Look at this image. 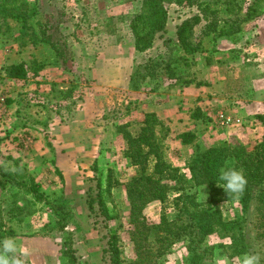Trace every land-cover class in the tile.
I'll list each match as a JSON object with an SVG mask.
<instances>
[{"label": "rangeland", "instance_id": "1", "mask_svg": "<svg viewBox=\"0 0 264 264\" xmlns=\"http://www.w3.org/2000/svg\"><path fill=\"white\" fill-rule=\"evenodd\" d=\"M142 1L36 0L33 22L46 28L50 42L62 51L59 57L48 43H33L32 30L22 33L13 17L0 28V234L1 240L11 237L29 249L27 264H69L65 254L69 248L75 252V264H104L102 249L109 231L100 211L90 215L86 205L87 191L98 180L112 216L109 229L118 237L121 264H242L244 255L230 254L229 235L218 229L201 238L194 216L210 207L209 192L190 180L187 163L194 148L183 145L178 136L195 132L194 146L201 150L224 142L251 150L263 140L260 112L248 114L244 104L250 96L248 80L256 75L245 42L252 38L250 25L260 32V22L252 21H264V0H238L241 14L257 1L259 16L243 25L236 45L225 37L215 43L205 37L206 51L173 64L183 76L181 81L159 69L158 77L133 87L136 67L165 52L159 37L145 51L136 48L131 22L142 12ZM203 1L219 7L218 0ZM166 8L169 25L158 36L176 38L180 21L199 12L196 5L174 0ZM36 36L41 37L39 32ZM12 64H22L26 76L9 75ZM187 80L193 82L185 85ZM192 86L195 89L189 92ZM164 107L172 110L166 112ZM198 107L211 116V123L203 116L191 118ZM218 111L241 120L221 126ZM148 113H155L160 125L170 130L162 159L185 177L167 181L170 191L165 202L151 200L143 207L139 220L144 217L153 227L137 231L127 183L139 167L125 155L124 131L138 135ZM153 164L149 162L150 170ZM8 174L13 182L36 184L44 197L9 182ZM261 192L262 185L253 186L244 216L236 199L219 201L218 208L225 220L241 217L247 254L259 255L264 264ZM148 194L145 191L142 197Z\"/></svg>", "mask_w": 264, "mask_h": 264}, {"label": "trees", "instance_id": "2", "mask_svg": "<svg viewBox=\"0 0 264 264\" xmlns=\"http://www.w3.org/2000/svg\"><path fill=\"white\" fill-rule=\"evenodd\" d=\"M171 0H143V10L135 15L131 22V27L136 38V48L145 51L153 46L156 37L163 39L165 52H161L156 56H151L144 64L136 67L131 77L133 87L140 84V81H146L158 77L159 69L165 70L170 78H176L179 81L183 76L176 70L173 65L181 59L189 61L194 58L197 53L206 51L204 48L205 37H210L211 41H217L218 37H230L241 32L243 25L259 15L255 5L257 1L251 3L244 14L242 5L238 0H218L219 7L214 6L213 2L203 0H174L180 4L196 5L198 13L194 16L184 19L176 29V38L166 37V26L168 21V10L166 3ZM38 13L36 0H0V28L6 24L9 17H13L20 24L21 31L32 30L31 35L35 36L33 43H48L53 47L55 55L59 57L62 51L57 44L50 42V36L46 33V28L39 21L33 22L34 16ZM253 13V14H252ZM36 27H39L38 30ZM199 29V30H198ZM27 32H24L27 34ZM40 33V39H37V33ZM209 50V49H208ZM9 75L16 78H24L26 70L22 64H12L8 68ZM156 81V80H154ZM193 80H187L185 85H190ZM250 88V87H249ZM247 89L248 94L250 89ZM211 123L213 120L208 116L202 107L196 108L195 113L191 114V118H200ZM257 118L264 124V113H259ZM161 120L155 113L146 114L143 120V126L138 135L124 131L127 140V149L125 155L131 160L133 165L139 167V173L132 177L127 183V192L131 200V220H136L135 230L143 231L153 226L145 221V218L139 220L143 207L151 200H160L165 202L169 196L170 186L167 181H181L185 174L180 172L181 169L175 168L169 163L164 162L162 153L166 152V140L170 136L169 128L160 125ZM124 129V127H122ZM166 129V132H164ZM179 139L183 145L193 146L194 150L187 163V168L191 175L190 180L194 186H204L208 189L210 204L207 210H202L196 215L200 227L201 238L216 230H221L231 237V243L228 248L231 250V256L247 254V245L245 242L244 225L240 221L241 217L231 220H225L222 212L218 208V202L222 200H238L242 204L243 216L247 212L249 203L253 198V186L262 185V198H264V138L258 142L251 150L243 144L235 147L226 142L209 147L205 150L198 149L194 144L197 140L195 132H184L180 134ZM153 156L150 158V156ZM153 161L152 169H149V162ZM236 168L243 172L247 179L245 191L240 196L229 194L217 185L221 170L226 168ZM175 172V175L172 174ZM7 176V174H4ZM172 176V177H170ZM171 178V179H169ZM15 179L8 174V181L18 186L26 187L38 198L44 195L39 193L36 184L28 185L26 182H13ZM110 180V179H109ZM103 184L98 180L95 187L91 186L87 191L86 205L90 215L98 213L103 216V226L108 229L109 236L105 246L102 249V261L104 264H121L119 258V246L117 234L112 233L109 229L108 222L112 219L108 211L106 202L102 195ZM149 191L148 196L142 197L143 192ZM96 192L95 195L93 193ZM223 193L222 195H220ZM183 194V201H187V196ZM220 195L219 197L217 195ZM188 197H191L188 196ZM98 205V206H97ZM98 207V208H96ZM194 211V210H193ZM68 215H66L67 217ZM1 221V217H0ZM59 222V221H58ZM68 220L61 221L62 227ZM1 225V224H0ZM155 226V225H154ZM156 225L155 227H159ZM0 234V240H1ZM105 238V236H103ZM136 241V240H135ZM137 252L139 251L138 242H134ZM247 249V250H246ZM65 254L68 256L69 264L76 263L74 250L69 248Z\"/></svg>", "mask_w": 264, "mask_h": 264}, {"label": "clouds", "instance_id": "3", "mask_svg": "<svg viewBox=\"0 0 264 264\" xmlns=\"http://www.w3.org/2000/svg\"><path fill=\"white\" fill-rule=\"evenodd\" d=\"M227 193L240 196L244 193L247 179L242 171L232 167L221 170L216 182ZM30 251L26 246L17 244L14 238L0 240V264H27ZM242 264H260V256L257 254H245Z\"/></svg>", "mask_w": 264, "mask_h": 264}, {"label": "crops", "instance_id": "4", "mask_svg": "<svg viewBox=\"0 0 264 264\" xmlns=\"http://www.w3.org/2000/svg\"><path fill=\"white\" fill-rule=\"evenodd\" d=\"M120 1H123V0H120ZM182 21L183 20H181L180 23ZM252 22L253 23L260 22L261 29L259 32L257 29H254L255 27L250 25L251 29L248 31V33H250V36H252V38L249 39L248 42L247 41L245 42L248 47L245 51L250 55L248 59H252L256 63V68H255L256 75H254V78L250 76V79L248 80L249 82H251V86L249 88L250 96L247 98L248 100L245 99L246 104H244V106L247 107L248 109V112H249L248 114H254V113H259V112L264 113V21L254 20ZM168 25H169V21H167V27ZM258 32L261 33V35L257 36ZM239 35L240 33H238L236 36H233V37H225V39L229 40L230 43L236 45L238 41L241 39L239 38ZM220 38L222 37H218L217 40L220 41ZM191 89H195V87L194 88L193 86L190 87L188 91L190 92ZM164 108L166 112H170L172 110L171 107H168L169 109L166 107Z\"/></svg>", "mask_w": 264, "mask_h": 264}, {"label": "built area", "instance_id": "5", "mask_svg": "<svg viewBox=\"0 0 264 264\" xmlns=\"http://www.w3.org/2000/svg\"><path fill=\"white\" fill-rule=\"evenodd\" d=\"M217 113V122L224 127L238 124V121L241 120L237 115L230 114L228 112L218 111Z\"/></svg>", "mask_w": 264, "mask_h": 264}]
</instances>
